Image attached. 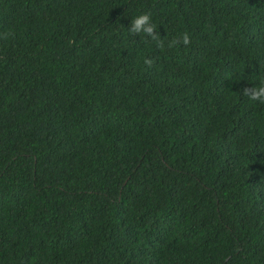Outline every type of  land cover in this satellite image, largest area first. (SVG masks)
I'll use <instances>...</instances> for the list:
<instances>
[{"label": "trees", "instance_id": "16d2710c", "mask_svg": "<svg viewBox=\"0 0 264 264\" xmlns=\"http://www.w3.org/2000/svg\"><path fill=\"white\" fill-rule=\"evenodd\" d=\"M262 77L264 0H0V264H264Z\"/></svg>", "mask_w": 264, "mask_h": 264}, {"label": "clouds", "instance_id": "9594fccd", "mask_svg": "<svg viewBox=\"0 0 264 264\" xmlns=\"http://www.w3.org/2000/svg\"><path fill=\"white\" fill-rule=\"evenodd\" d=\"M129 32L132 35L143 34L145 37L150 38L152 41L157 42V47L164 48V39H161L160 35L156 31V25L151 21L150 13H143L136 16L131 20ZM190 44V36L187 32L183 33L182 36L171 39L167 43V48L173 49L179 46H188ZM155 61L146 58L144 64L151 68ZM254 87H247L242 90V95L247 96L249 100L264 104V77L260 78L259 83L255 84Z\"/></svg>", "mask_w": 264, "mask_h": 264}]
</instances>
